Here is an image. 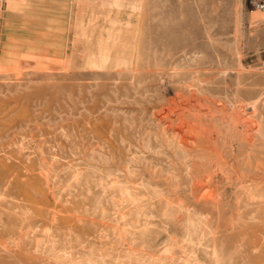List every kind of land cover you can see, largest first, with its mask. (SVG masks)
Returning a JSON list of instances; mask_svg holds the SVG:
<instances>
[{"label": "rangeland", "instance_id": "374dc122", "mask_svg": "<svg viewBox=\"0 0 264 264\" xmlns=\"http://www.w3.org/2000/svg\"><path fill=\"white\" fill-rule=\"evenodd\" d=\"M50 4L0 5V264H264V95L252 132L225 129L264 92V19L248 0ZM169 11L197 23L182 48Z\"/></svg>", "mask_w": 264, "mask_h": 264}, {"label": "bare ground", "instance_id": "6f19581e", "mask_svg": "<svg viewBox=\"0 0 264 264\" xmlns=\"http://www.w3.org/2000/svg\"><path fill=\"white\" fill-rule=\"evenodd\" d=\"M163 8V7H162ZM252 8H254V7H252ZM178 9H179V7H178ZM147 10V9H146ZM149 11H150V8L148 9ZM154 10V9H153ZM254 10H256L255 12H253V19H254V21H256V20H259L258 22H261L262 20H260V19H264V12L263 13H260V11L259 10H261V9H256V8H254ZM176 11V10H175ZM182 11V10H181ZM191 11V10H190ZM157 12V11H156ZM151 14V13H150ZM161 14V15H160ZM160 14H158V16H162V18H166V20H168L169 21V24L167 23V24H164V25H166V27L164 28V32L165 33H167L170 37H172V41H168L167 42V44H170L169 42H172V45H171V48L173 49V47L175 48V47H181L183 44H185V42H184V36H186V33H187V29L186 28H188V27H192L193 28V30L195 29V25H197V23L196 24H193V22L192 23H188L187 22V18L191 15L189 12H186V13H182L180 16H179V14L177 15L175 12H168V13H164L163 15H162V13H160ZM152 15H153V13H152ZM156 15V14H155ZM151 17V16H150ZM161 19V18H160ZM155 20V21H161V20ZM162 20V21H165V20ZM195 19V18H194ZM153 20V19H152ZM190 20V19H189ZM152 22V21H151ZM150 22V23H151ZM162 23H164V22H161V24ZM159 24V23H158ZM150 25V24H149ZM154 25V24H153ZM163 25V24H162ZM155 27H156V25H155ZM162 27V26H161ZM161 27H159L160 29H161ZM200 27V26H199ZM226 27V26H225ZM158 28V29H159ZM197 29V28H196ZM148 30V29H147ZM155 30V29H154ZM162 30V29H161ZM191 30V29H190ZM195 31H197V30H195ZM147 32V31H146ZM148 32L149 33H151L149 30H148ZM155 32V31H154ZM153 32V33H154ZM159 32V31H158ZM163 32V33H164ZM156 33V32H155ZM160 33H162V32H160ZM162 33V34H163ZM148 34V33H147ZM198 34V33H197ZM196 34V35H197ZM166 35V34H165ZM168 35H166V38H167V40H168ZM156 36V35H155ZM169 37V38H170ZM180 37H182V38H180ZM156 38V37H155ZM150 40V39H149ZM152 40V39H151ZM150 40V41H151ZM157 40H159V39H157ZM153 41V40H152ZM165 42H166V40H165ZM164 42V43H165ZM193 42V41H192ZM149 43V42H148ZM190 44H191V42H189ZM188 43V40H187V44H189ZM194 43V42H193ZM147 44V43H146ZM160 44H161V42H160ZM166 44V43H165ZM207 44V43H206ZM195 45V44H194ZM142 46H144V47H146L145 45H142ZM153 46V45H152ZM165 46V45H164ZM210 46V45H209ZM167 47H169V46H167ZM182 47H184V45L182 46ZM181 47V48H182ZM170 48V47H169ZM148 49V48H147ZM205 49V48H204ZM151 50V49H150ZM212 50V49H211ZM215 50V49H214ZM147 51V50H146ZM172 51V50H171ZM213 51V50H212ZM142 52V51H141ZM140 52V53H141ZM149 52V51H148ZM166 52V51H165ZM164 52V53H165ZM168 53V52H167ZM178 53V52H177ZM193 53V52H192ZM146 54H147V52H146ZM166 54V53H165ZM147 56V55H146ZM167 56H169L170 58H171V54H167ZM209 56V55H208ZM206 57L208 60H209V62L211 63L212 62V60H211V56H209V57ZM124 57V56H123ZM161 57V56H160ZM159 57V58H160ZM162 57L164 58V54L162 55ZM145 58V57H144ZM150 58V57H149ZM163 58H162V60H163ZM205 58V59H206ZM143 59V58H142ZM156 59V58H155ZM161 59V58H160ZM165 59H166V57H165ZM152 60V59H151ZM199 60V59H198ZM203 60V59H202ZM207 60V61H208ZM222 60V59H221ZM144 61H146V60H144ZM156 61V60H155ZM190 61V60H189ZM206 61V62H207ZM219 61V60H218ZM162 62H164V60L162 61ZM166 62V61H165ZM143 63V62H142ZM145 63V62H144ZM173 63V62H172ZM148 64V63H147ZM163 64H165V63H163ZM162 64V65H163ZM168 64V62L165 64V65H167ZM176 64V66L178 65V63L176 62L175 63ZM181 64V63H180ZM229 64V63H228ZM145 65V64H144ZM144 65L142 66L143 68H141L142 70L144 69ZM185 65V64H184ZM193 65H195V64H193ZM146 66V65H145ZM168 66H170V65H168ZM138 67V66H137ZM147 67H148V65H147ZM178 67V66H177ZM177 67H175L174 66V68H175V72H177V69H181L180 67L179 68H177ZM186 67H187V65H186ZM168 68V67H167ZM171 68H173V67H171ZM173 68V69H174ZM151 69V68H150ZM164 69L165 68H161V66H160V63L159 62H157V63H155V69L153 70V72H154V75L155 74H157L156 75V77H154V76H152V77H154V79L155 78H157V82H159V83H161L162 85L164 84V83H166L167 82V77L168 76H165V74H167V73H164ZM140 70V69H139ZM141 70V71H142ZM145 70H146V68H145ZM137 71V70H136ZM144 71V70H143ZM147 71V70H146ZM166 71V70H165ZM167 71H169V70H167ZM184 71H186L185 69H184ZM189 71V70H188ZM193 71V70H192ZM202 71V70H201ZM214 71V70H213ZM230 71V70H229ZM233 71V70H232ZM254 71V70H253ZM148 72V71H147ZM173 73V77L174 78H178V76L177 75H175L174 76V71H172ZM189 72H191V71H189ZM207 72V71H206ZM206 72H203L204 74L203 75H205V73ZM218 72H220V71H218ZM238 72V71H237ZM98 73V72H97ZM168 73H170V71L168 72ZM180 74H181V72H179ZM187 73V72H186ZM222 73V72H221ZM220 73V75H222V76H225L226 74L223 72L222 74ZM235 73H236V71H235ZM243 73V72H242ZM122 74V73H121ZM178 74V73H177ZM179 74V77L181 76ZM185 74V73H184ZM190 73H188L187 74V76H190L189 75ZM224 74V75H223ZM237 74V73H236ZM131 75V74H130ZM194 76H190L191 77V83H192V80H194V82H195V80L197 81V84H198V82L200 83V84H198L199 85V87H200V85H202V86H204L205 84V82L203 83L202 82V80L199 78L202 74L200 73V71H195L194 72V74H193ZM209 75H212L211 73L209 74ZM230 75H232V74H230ZM229 75V76H230ZM114 76V75H113ZM123 76V75H122ZM128 76H129V74H128ZM142 76H145V75H142ZM177 76V77H176ZM186 76V74L183 76H181V80L180 81H174V82H179L181 85H183V86H185L186 88H189V86H187V85H185V84H188V82H187V79L184 81V79L185 78H188ZM213 76V75H212ZM212 76H209L210 78L212 77ZM219 76V75H218ZM243 76V75H242ZM119 77V76H118ZM169 77H170V75H169ZM202 77V76H201ZM208 77V78H209ZM248 77V76H247ZM250 77V76H249ZM99 78V77H98ZM132 78H133V76H132ZM138 78V77H137ZM140 78V77H139ZM145 78H147V76L145 77ZM170 78H172V76L170 77ZM212 78H214V77H212ZM114 79V78H113ZM122 79V78H121ZM140 79H142V78H140ZM183 79V80H182ZM189 79V78H188ZM216 79V78H215ZM223 79H224V77H223ZM238 79V78H237ZM236 79V80H237ZM264 79V78H263ZM119 80V79H118ZM127 80H128V78H127ZM136 80V79H135ZM138 80V79H137ZM146 80V79H145ZM145 80H143V81H145ZM156 80V79H155ZM169 80V79H168ZM178 80H179V78H178ZM235 80V81H236ZM246 80V79H245ZM142 81V82H143ZM154 81V80H153ZM170 81V83H172L173 82V79L172 80H169ZM172 81V82H171ZM206 81V80H205ZM234 81V82H235ZM241 80H239L238 82H240ZM138 82V81H137ZM141 82V83H142ZM148 82V81H147ZM187 82V83H186ZM210 82V81H209ZM213 82V81H212ZM211 82V83H212ZM214 82H216V81H214ZM253 82V81H252ZM136 83V82H135ZM140 83V85L142 86V84ZM145 83V82H144ZM190 83V84H191ZM217 83V82H216ZM231 83H233V82H231ZM231 83H229V84H231ZM130 84V83H129ZM132 85L134 84V82L133 83H131ZM139 84V83H138ZM148 84V83H147ZM178 83H175V85H177ZM196 84V85H197ZM204 84V85H203ZM214 83H212V85H213ZM224 84H226V82L224 83ZM241 84V82L240 83H238L237 85L234 83V86L233 85H231V86H233L234 88L233 89H231L232 87H229V90L231 89V90H234L233 91V93L235 94V96H236V98L237 97H240L241 96V99H242V90H241V88L239 87V85ZM242 84H244V83H242ZM256 84H258L257 82H255V83H253V85H256ZM165 85V84H164ZM193 85V86H192ZM195 84H191V88H193V87H196V86H194ZM197 85V86H198ZM208 85H210V83H208L207 84V86ZM216 85H218V84H216ZM129 86V85H128ZM167 86V85H166ZM177 86H179V85H177ZM205 86V88L206 89H212V88H210V86ZM227 86V85H226ZM260 86V85H259ZM137 87V86H136ZM228 87V86H227ZM243 87H245V86H243ZM184 87H181V89H183ZM186 88H184V89H186ZM138 89H139V87H138ZM183 89V90H184ZM203 89V88H202ZM201 89V90H202ZM216 89L217 88H215L214 89V91L217 93V91H216ZM227 89V88H226ZM178 90H179V88H178ZM194 90H199V88L197 87V89H193V92L195 93V91ZM208 90H207V92H208ZM249 90V89H248ZM154 91V90H153ZM205 92H206V90H204ZM210 91V90H209ZM212 91H213V89H212ZM219 91H220V88H219ZM246 91V90H245ZM146 92V91H145ZM165 92V91H164ZM192 92V91H191ZM201 92V91H200ZM203 92V91H202ZM206 92V93H207ZM230 92V91H229ZM228 92V93H229ZM150 93V92H149ZM148 93V94H149ZM177 93H179V92H177ZM196 93H199V92H196ZM210 93H211V91H210ZM227 93V92H226ZM246 93H247V91H246ZM245 93V94H246ZM141 94V93H140ZM154 94V93H153ZM181 94V93H180ZM191 94V93H190ZM212 94H214V93H212ZM247 94H249V95H251V97L252 96H254L256 99L254 100V101H252V102H246V104H243V103H239V105L238 106H235V107H233L232 105H231V107H233V110H234V108H235V110H234V112L235 111H237L236 109H238V110H240V111H242L243 112V114H249V116L247 117V118H244V119H239V118H233L231 121H229L228 123H227V126H226V132H238V129L240 128V129H242L244 126L246 127V132H252V125L254 124L253 123V121L251 120V118L252 117H254L255 116V114L257 113V110H258V105H259V102H260V100H261V98H262V96L264 95V92H258L257 91V89L256 88H254V89H252V91L250 92H248ZM246 94V95H247ZM143 95V94H142ZM174 95L176 96L177 94H175L174 93ZM188 95H189V93H188ZM188 95L186 96V97H188ZM201 95H202V93H201ZM204 95V94H203ZM224 95V94H223ZM231 95H232V93H231ZM244 95V94H243ZM183 96V95H182ZM196 96V95H195ZM212 96V95H211ZM216 96V95H215ZM233 96V95H232ZM234 96V97H235ZM125 97V96H124ZM184 97V96H183ZM185 97V99H187ZM190 97H192V96H190ZM197 97V96H196ZM219 97H221V96H219ZM246 98H247V96H245ZM250 97V96H249ZM205 98V97H204ZM222 98V97H221ZM226 98V97H225ZM225 98H224V100H225ZM172 99H174V96H173V98ZM182 98H180V100H181ZM213 98H211V100H212ZM235 99V98H234ZM178 100V99H177ZM184 100V99H183ZM194 100V99H193ZM192 100V101H193ZM201 100V99H200ZM208 100V99H207ZM220 100V99H219ZM227 100V99H226ZM230 100V99H229ZM236 100H238V98L236 99ZM242 100H244V99H242ZM179 101V100H178ZM178 101H176L175 100V102H178ZM187 101H188V99H187ZM186 100H185V102H187ZM228 101V100H227ZM175 102H173V104L175 103ZM216 102H219V101H216ZM237 102V101H236ZM193 104H194V102H192ZM191 103V104H192ZM200 103V102H199ZM213 103H214V101H213ZM212 102H211V104H213ZM227 104V103H226ZM229 104V103H228ZM234 104V103H233ZM187 105H188V102H187ZM195 105V104H194ZM197 105H199V104H197ZM196 105V106H197ZM202 106H203V104H201ZM206 105V104H205ZM223 106H224V104H222ZM236 105V104H235ZM183 106V105H182ZM190 106V105H189ZM202 106H199V107H202ZM207 106V105H206ZM178 107V106H177ZM184 107V106H183ZM186 107V106H185ZM225 107V106H224ZM167 108H168V106H167ZM182 107H180V109H181ZM187 108V107H186ZM185 108V109H186ZM192 108V107H191ZM194 108V107H193ZM204 108V107H203ZM176 109H179V108H176ZM229 109V108H228ZM171 110V109H170ZM170 110H169V112H170ZM173 110H174V108H173ZM172 110V111H173ZM190 110H192V109H190ZM212 110V109H211ZM232 110V111H233ZM250 111V113H247V112H249ZM172 111H171V114H173L172 113ZM178 111V110H177ZM183 111V110H182ZM189 112V111H188ZM231 112V111H230ZM239 112V111H238ZM237 112V113H238ZM210 113V112H209ZM240 114H241V112H239ZM180 114V113H179ZM208 114V113H207ZM239 114V115H240ZM167 115H169L168 113L166 114V116ZM184 115V114H183ZM177 116V115H176ZM180 116V115H179ZM189 116H191V115H189ZM194 116V115H193ZM237 116V115H236ZM163 117V116H162ZM223 117V116H222ZM238 117V116H237ZM244 117V116H243ZM182 119H183V116L181 117ZM182 119H181V122H182ZM243 120V121H242ZM242 121V122H241ZM180 122V123H181ZM187 122V121H186ZM189 122V121H188ZM178 124H179V122H178ZM180 125V124H179ZM179 125H177V127H179ZM190 125V124H189ZM181 126V125H180ZM177 127H175V128H177ZM183 127V126H182ZM187 127V126H186ZM189 127V126H188ZM194 127V126H193ZM195 128H197V127H195ZM188 129V128H187ZM193 129V128H192ZM171 130V129H170ZM202 130V129H201ZM209 130V129H208ZM245 130H243V131H245ZM179 131V130H178ZM202 131H204V130H202ZM201 131V132H202ZM170 132V131H169ZM241 132H242V130H241ZM260 195V194H259ZM261 196V195H260Z\"/></svg>", "mask_w": 264, "mask_h": 264}, {"label": "crops", "instance_id": "0c3cea01", "mask_svg": "<svg viewBox=\"0 0 264 264\" xmlns=\"http://www.w3.org/2000/svg\"><path fill=\"white\" fill-rule=\"evenodd\" d=\"M50 1H53V0H47V2H48L47 7H49V8H51L53 6L50 4ZM54 1H56V6H54L56 8L64 7L66 9H71L73 7L79 8L80 6L86 7L87 6L86 2H88L89 0H54ZM45 2H46V0H45ZM83 3H85V4H83Z\"/></svg>", "mask_w": 264, "mask_h": 264}, {"label": "built area", "instance_id": "2783aa9c", "mask_svg": "<svg viewBox=\"0 0 264 264\" xmlns=\"http://www.w3.org/2000/svg\"><path fill=\"white\" fill-rule=\"evenodd\" d=\"M249 4L256 9H264V0H248ZM4 2V0H0V5Z\"/></svg>", "mask_w": 264, "mask_h": 264}]
</instances>
